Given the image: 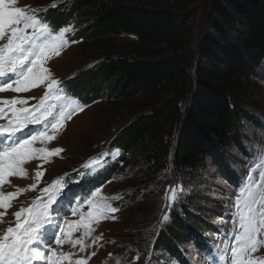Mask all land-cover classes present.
<instances>
[{
    "label": "rangeland",
    "instance_id": "1",
    "mask_svg": "<svg viewBox=\"0 0 264 264\" xmlns=\"http://www.w3.org/2000/svg\"><path fill=\"white\" fill-rule=\"evenodd\" d=\"M65 3L0 0V264H172L159 260L168 259L166 251L153 254L155 240L173 214H183L191 189L184 178L167 175L171 170L160 175L149 202L161 217L153 231L139 233L138 207H123L122 200L133 194L126 181L142 176L141 165L128 161L126 170L93 185L99 167L93 172L86 165L111 166L119 153L107 146L119 133L109 120L115 111L110 101L62 98L61 83L81 77L89 51L74 39L82 27L76 22L62 23L67 27L55 35L47 32L49 24L60 27L50 8ZM207 9L202 2L192 10L195 38ZM258 71L245 109L258 124L245 123L240 143L260 159L244 157L237 145L229 151L230 170L248 174L237 197L218 162L207 159L206 185L198 194L213 215L208 225L221 231L202 230L217 241L212 263L191 241L183 244L196 264H264V63ZM72 175L74 190L68 186ZM83 180L90 181L86 191L75 188Z\"/></svg>",
    "mask_w": 264,
    "mask_h": 264
},
{
    "label": "trees",
    "instance_id": "2",
    "mask_svg": "<svg viewBox=\"0 0 264 264\" xmlns=\"http://www.w3.org/2000/svg\"><path fill=\"white\" fill-rule=\"evenodd\" d=\"M64 1L50 8L60 27H49L56 31L76 22L82 27L74 39H82L89 51L82 57L81 77L62 86L69 97L110 101L115 111L109 120L119 133L107 146L116 149L118 159L92 183L102 186L122 166L126 170L128 161L141 165L142 176L126 181L133 194L125 195L122 205L138 207L136 227L143 233L153 231L161 217L149 202L152 189L162 183L160 175L171 170L167 175L184 178L191 193L183 214H173L153 248V254L169 255L160 261L183 264L189 255L183 244L189 240L197 252L205 250L209 239L202 230L218 231L208 225L213 215L198 194L206 185L207 159L218 162L219 171L234 181L229 151L237 145L244 157L251 153L240 142L246 140L245 123L258 124V117L245 109L252 79L264 63V0ZM202 2L207 16L195 38L192 10ZM90 63L95 65L87 69ZM89 183L83 180L75 188L86 191Z\"/></svg>",
    "mask_w": 264,
    "mask_h": 264
},
{
    "label": "bare ground",
    "instance_id": "3",
    "mask_svg": "<svg viewBox=\"0 0 264 264\" xmlns=\"http://www.w3.org/2000/svg\"><path fill=\"white\" fill-rule=\"evenodd\" d=\"M28 255H29V254H28ZM30 255H31V254H30ZM30 255H29V256H30ZM29 256H28V257H29ZM31 258H32V257H31ZM27 259H28V258H27ZM29 260H30V258H29Z\"/></svg>",
    "mask_w": 264,
    "mask_h": 264
}]
</instances>
